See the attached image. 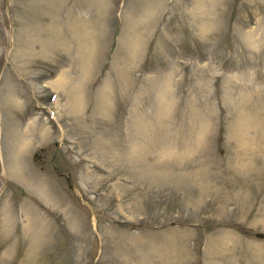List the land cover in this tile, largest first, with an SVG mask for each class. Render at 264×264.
Returning a JSON list of instances; mask_svg holds the SVG:
<instances>
[{"label": "rangeland", "instance_id": "374dc122", "mask_svg": "<svg viewBox=\"0 0 264 264\" xmlns=\"http://www.w3.org/2000/svg\"><path fill=\"white\" fill-rule=\"evenodd\" d=\"M263 153L264 0H0V264H264Z\"/></svg>", "mask_w": 264, "mask_h": 264}, {"label": "bare ground", "instance_id": "6f19581e", "mask_svg": "<svg viewBox=\"0 0 264 264\" xmlns=\"http://www.w3.org/2000/svg\"><path fill=\"white\" fill-rule=\"evenodd\" d=\"M264 154V153H263ZM253 160V159H252ZM261 161V160H260ZM246 164V163H245ZM252 164V163H251ZM250 164V165H251ZM257 164H259V163H257ZM257 164H255V165H257ZM262 165V164H261ZM247 167H249V165H247ZM245 168V167H244ZM256 168V167H255ZM263 168V167H262ZM258 169H259V166H258ZM247 170V169H246ZM250 171V170H249ZM253 171V170H252ZM263 175V174H262ZM258 189V188H257Z\"/></svg>", "mask_w": 264, "mask_h": 264}, {"label": "water", "instance_id": "95a60500", "mask_svg": "<svg viewBox=\"0 0 264 264\" xmlns=\"http://www.w3.org/2000/svg\"><path fill=\"white\" fill-rule=\"evenodd\" d=\"M257 236H263L264 234L262 232H257Z\"/></svg>", "mask_w": 264, "mask_h": 264}]
</instances>
